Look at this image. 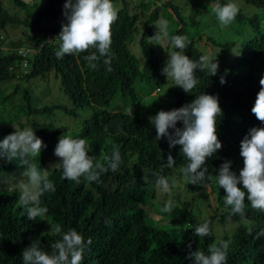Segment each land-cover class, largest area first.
Wrapping results in <instances>:
<instances>
[{"label": "trees", "instance_id": "1", "mask_svg": "<svg viewBox=\"0 0 264 264\" xmlns=\"http://www.w3.org/2000/svg\"><path fill=\"white\" fill-rule=\"evenodd\" d=\"M116 1L112 0L113 3ZM123 1L127 5L118 9V18L111 27L109 71V65L103 63V58L96 70H91L84 60L89 53L65 55L58 59L55 55L58 42L44 43L50 39V33L54 34L51 39L54 41L62 31L66 20L61 6L66 0H47L43 8L37 3L10 0L11 4L24 11V16L12 13L6 0H0V85L18 81L12 93H4L0 88V142L14 133L11 126L20 123L25 116L27 126L47 146L36 162H50L56 157L54 150L59 138L70 130L55 119L44 121L38 120L37 116L55 115L57 118L58 114L64 113L74 119L82 118L72 136L86 139L91 157L100 158L102 154L111 157L114 150H119L121 163L118 170L112 172L109 169L102 173L98 182L89 183L83 178L80 183L66 180L60 167L48 173L55 191L40 197L41 206L48 208L46 220L59 225L64 232L75 229L84 238L81 264H192L187 259L190 252L200 249L207 254L208 246L220 241L229 242L226 264H264V237L255 238L264 230V212L253 210L246 200L245 211L251 223L241 224L238 216L229 222L230 209L224 205L227 194L214 181L212 192L219 206L212 216L201 217L197 209L185 203L181 205L180 194L173 199L175 206L172 211L163 213L178 219L180 225L158 226L148 211V200L152 199V206L157 196L152 173L158 172L169 176L170 182L173 180L169 168L162 167V164H167L169 154L175 161L174 167L187 164L186 158L180 154V146L170 148L166 137L160 141L155 139L157 133L149 118L161 110L179 109L203 93L218 96L223 115L217 121V135L223 147L207 160L205 166L209 169L208 174L213 176L225 161L232 162L231 170L237 175L244 167L240 156L241 141L250 129L264 127L251 111L260 90L259 81L264 78L261 62L264 58V0H241L254 11L239 7L235 21L226 28H220L216 38L207 39L220 63L217 75L210 76L207 71L201 73L197 70L199 83L193 94H187L181 88L172 89L174 104L166 107L153 104V108H147L142 116L106 107L115 98L120 101V108H127V103L139 106L144 97H149L152 92L156 94L168 84L167 78L161 74L162 59L149 43V38L158 31L155 27L157 21H168L169 37L162 42L167 48L172 46L171 36H188L185 18L195 27L199 22L193 15L184 17L185 9L174 0H154L153 3ZM205 1L211 6L234 3V0ZM140 10L151 11L140 38L141 51L146 58L142 67L130 49ZM45 20L53 24L46 30L40 29ZM176 22L180 27L173 28ZM10 26H22L31 33L26 34V39L15 38L6 31ZM42 32L45 35L42 36ZM203 38L201 35L189 38L185 54L190 59L196 61L202 55H208L197 47V41H203ZM24 47L34 48L36 54L28 59L23 57L19 51ZM228 53L237 60L232 66L223 65L220 61ZM49 75L60 80L62 92L70 98L68 107L58 101L44 106L32 104L38 87L30 89L29 85L36 80H46ZM221 77L226 78V84L221 85ZM139 82L144 85L140 89L141 95L149 92L147 96H140ZM149 84H154L156 90L147 88ZM22 90V99L17 102ZM81 110H91L92 113L84 118ZM177 127L183 128V123L178 122ZM103 163L107 167V162ZM24 171L19 159H0V264H23L24 250L36 240L50 253L51 244L59 239L48 234L50 231L45 229L44 220L39 217L28 220L23 208L17 204L19 189L6 191L2 188L12 174ZM145 174L149 176V183H144ZM190 186L199 193L204 192L201 186ZM238 187L243 190L242 185ZM205 221L209 222L210 235L196 237L195 227ZM218 226L223 228L218 231ZM89 238L92 240L90 245L87 244Z\"/></svg>", "mask_w": 264, "mask_h": 264}, {"label": "clouds", "instance_id": "2", "mask_svg": "<svg viewBox=\"0 0 264 264\" xmlns=\"http://www.w3.org/2000/svg\"><path fill=\"white\" fill-rule=\"evenodd\" d=\"M212 12L219 26L226 28L235 21L239 9L235 3L229 2L215 5ZM64 17L66 22L62 24V31L56 39L51 40L54 34L50 33V39L44 43L58 42L59 47L55 52L58 59L65 55L79 56L87 52L89 54L84 56V60L89 69L96 70L98 62L103 58V63L109 65L110 71L111 27L118 18V10L112 0H66ZM167 26V20L157 21L155 27L158 31L150 39L162 46V42L169 37ZM170 42L174 51H167L169 59L161 74L168 81L172 80L176 87L187 94H193L199 83L197 70L201 73L207 71L210 76L218 74L219 64L215 62L216 58L202 55L199 60L194 61L185 54L189 43L188 36L173 35ZM226 82V78L221 77V85ZM259 84L260 90L251 111L264 124V78L260 79ZM131 111L133 113V109ZM222 115L218 96L203 93L196 95L191 103L179 109L161 110L149 119L156 130V140L166 137L170 148L180 146V154L186 158L187 164L180 167L179 171L189 184L207 189L209 183L214 181L227 194L224 205L230 209L228 221L231 222L232 217L238 216L241 224L248 225L251 221L245 211L246 200L253 210L264 212V127L250 129L249 134L241 141L240 156L243 158L244 167L239 175L231 170L232 162L225 161L218 170L219 174L212 176L208 174L209 169L205 165L223 147L217 135V121ZM178 122L183 123V128L177 127ZM15 129L13 134L0 142V159L21 161L25 169L22 175L26 179L18 184L21 191L17 204L23 208L28 220H36L38 217L46 220L48 208L41 206L40 197L54 192L55 186L48 178V170L37 167L36 158H40L42 149L47 146L32 128ZM54 155L62 162L53 168L60 167L63 178L76 183H80L81 178L89 183L98 182L102 173L109 169L116 172L121 163L118 149L113 151L111 157L102 154L100 158H93L88 153L86 139L73 138L70 134L59 138ZM103 161L107 162V167ZM174 166L175 161L169 154L167 164H162V167L174 169ZM152 177L158 194H170L175 187V181L170 182L169 176L154 172ZM143 180L144 183H149V176L145 174ZM238 185H242L243 190ZM174 206V202L169 199L161 212L170 213ZM48 223L51 225L48 234L58 236L59 239L51 244L50 253L41 248L39 240L34 241L23 252V264H81L85 250L84 238L75 229L64 232L59 225ZM194 234L200 238L210 235L209 222L205 221L196 226ZM261 237H264V230L258 232L255 238L259 240ZM91 243L89 238L87 244ZM228 249L229 242L220 241L219 244L209 245L207 254L198 249L190 252L187 259L192 264H226Z\"/></svg>", "mask_w": 264, "mask_h": 264}, {"label": "rangeland", "instance_id": "3", "mask_svg": "<svg viewBox=\"0 0 264 264\" xmlns=\"http://www.w3.org/2000/svg\"><path fill=\"white\" fill-rule=\"evenodd\" d=\"M24 1L30 4L37 3L43 8L47 0H24ZM133 1L138 3L140 0H133ZM144 1L147 3L154 2V0H144ZM174 1L178 2L181 5V7L185 9V11L182 13L184 17L193 15L196 21L199 22L198 26L195 27V25L191 24V22L187 18H185L187 22V24L185 25V29L188 32V37L194 38V37H198L199 35L203 36L204 37L203 41H197V47L203 50L204 53L208 54V56L213 58L216 55V52L212 50L213 46L211 47L209 45L210 41L207 39L212 36L216 38L220 32L219 29L221 28L217 22V19L214 13L212 12V8L215 6L209 5L207 1L205 0H178V1L174 0ZM65 3H63L61 6L63 13H64ZM234 3L238 6V8L239 7L243 8L244 10L248 12L254 11L253 8L245 5L244 2H242L241 0H234ZM6 4L8 6V9L11 10L12 13H19V16L20 15L24 16V11H22L15 5L11 4L10 0H6ZM113 4L117 8V10L127 5L124 3L123 0H118L114 2ZM154 8L155 6H153V9ZM138 13H139V20L134 29V40H133V43L130 45V49L132 53L135 55V57L139 60L140 65L142 67L146 61V58L141 51L140 38L144 31V26H145L147 17L151 13V11H141L140 10ZM52 24H53L52 22L45 20L40 26V29L46 30V28ZM173 25H174L173 28H176L178 26L180 27L178 22L173 23ZM6 31H8V33L12 37L24 38V39H26V34L31 33L29 30L25 29L22 26L21 27H11L10 26L7 28ZM41 35L43 36L45 35V33L42 32ZM149 43H150V46L155 50L156 54L162 59V65H161V70H162L163 67L165 66L166 61L169 59V55L167 51L171 52V51H174V49L172 48V46L167 48V46L163 44H162L163 46L162 47L157 41L152 40L150 38H149ZM220 61H221V64L223 63V65L232 66L237 60L235 59L233 55L228 53L227 56H225L224 59H220ZM215 62H217L220 65L217 58ZM261 62L263 63V66H264V58L262 59ZM239 69H242V68H239ZM17 83L18 81L2 83L0 85V88L3 90L4 93L9 94L14 91ZM23 86L24 84H22V87ZM34 86L38 87L32 97L33 98L32 104L34 106L51 105L52 101L53 103L55 101H58L59 103L67 107H68V104H70V98L62 92L60 80L56 79L53 75H49V77L46 80H36L33 83V85H29V88L32 89L34 88ZM143 86L144 85H142V83L140 82L137 83V89L139 93H140L141 87ZM155 87L156 86L154 84H149L147 88H150L151 91H155L156 90ZM178 88L179 87H176L175 83L172 80H169L168 84L162 87L161 90L156 93V95L154 92H152L149 97H144L143 98L144 100L139 106L137 105L134 106L132 104L130 105L129 103H127V106H128L127 108L125 107L120 108L119 107L120 101L116 100L115 98V100L112 103H110L106 108L109 110L111 108H118V110H122L123 112H130L132 115L142 116L147 111V108L148 110L153 108L151 107L153 106V104L158 103L157 105H160L163 107L174 104L175 100L171 95L172 94L171 91L172 89H178ZM23 90L17 97V100H16L17 102L22 99ZM58 93H59V96H58ZM148 94L149 92L142 93L143 96H147ZM142 95L140 93L141 97ZM148 104H149V107H148ZM7 108L8 109L10 108L9 104L7 105ZM132 109H133V113L131 111ZM91 113H92L91 110H81L80 111L81 116L84 118L86 116H90ZM38 116H37L38 120L51 121L55 119L57 123L65 124L66 126H68L70 130V132L67 135L70 134L71 136L74 134V130L76 129L78 122L82 121V118L74 119L64 113L58 114L57 118H55V115L50 116V115L43 114V115H38ZM14 126L20 130H23L24 128H28L29 126H27V118L23 116L22 120H20V123L16 122L13 126H11L12 130L15 132L16 129ZM36 163H37L38 168L42 167L43 169L48 170V173H49L54 169L53 166L61 163V160L60 158L55 157L52 161L44 163V164H41L40 162H36ZM179 169L180 167H175L174 169L169 168V172L172 173V178L175 181V187L172 188L171 193L170 194H163V193L158 194L156 192L157 196L153 200L152 206L150 205L152 202V199L148 200V203H149L148 211L150 213L151 218L153 219L154 224L158 226H168V225L178 226L180 225V222L178 219L172 216H165L163 212H161V208L165 205V203L169 199L173 201L174 197L177 194L181 195V202H182L181 205L185 203V204H188L190 207L197 209L200 212L201 217H206L207 215L212 216L214 215V211L218 209L219 203L215 195L212 192V186H211L212 182L209 183V186L207 189L203 188V191H204L203 193H199L198 190H195L193 189V187L190 186L188 180L185 177L179 176L181 175L180 174L181 172L179 171ZM22 173L23 172L12 174L10 179L5 180V182L3 183L4 186L2 188L5 189L6 191H12L14 189H19L21 191V189L18 187V184L21 181L26 179L25 177H23ZM214 173H215L214 176H217V174H219V172H214ZM195 186H199V185H195ZM207 194L208 196H206ZM44 227L47 231H51V225L46 220H44ZM219 228H223V227L218 226V231H220Z\"/></svg>", "mask_w": 264, "mask_h": 264}, {"label": "built area", "instance_id": "4", "mask_svg": "<svg viewBox=\"0 0 264 264\" xmlns=\"http://www.w3.org/2000/svg\"><path fill=\"white\" fill-rule=\"evenodd\" d=\"M19 54L28 59L29 56L33 57V55L36 54V50L32 47H24L19 51ZM25 67L27 69V64ZM25 73H27V71H25Z\"/></svg>", "mask_w": 264, "mask_h": 264}]
</instances>
